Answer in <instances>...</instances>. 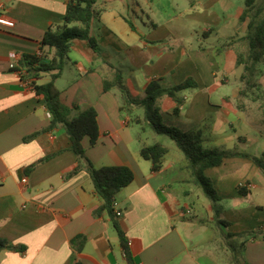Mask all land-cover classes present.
<instances>
[{"label": "crops", "instance_id": "1", "mask_svg": "<svg viewBox=\"0 0 264 264\" xmlns=\"http://www.w3.org/2000/svg\"><path fill=\"white\" fill-rule=\"evenodd\" d=\"M167 1L97 0L91 34L101 55L87 40L73 41L55 80L60 100L70 108L97 109L100 137L94 145L89 137L83 139L96 167L125 165L135 172L133 182L115 197L134 264H264L260 234L227 238L228 233L264 232L263 170L245 157L225 158L205 170L220 197L221 218L229 222L225 225L184 169L182 151L167 146L160 169L154 171L140 150L147 139L160 141L150 128L141 130L134 122L135 114L143 112L122 111L115 91H104V78L112 75L108 63L123 71L131 94L139 98L154 78L171 87L192 77L197 87L181 93L185 104L177 116L185 130L201 123L207 146L264 154V128L251 122L252 113L263 110L264 97L256 99L255 89L240 98L242 81L232 94L224 88L229 73L242 67L238 52L246 49L229 44L246 33L249 21H241L238 0H192L185 16L174 7L159 19L157 10ZM67 3L0 0V14L15 21L13 28L0 26V237L16 247L0 251V264H129L110 217L95 215L102 199L89 172L83 168L66 175L79 163L66 129L59 126L30 138L52 118L43 96L21 79L25 70L19 63L24 54L41 55L44 34L62 23ZM178 28H187L190 38ZM220 32L218 42L212 41ZM11 53L18 56L14 68ZM50 80L51 73H44L36 82ZM174 107L175 102L169 114ZM146 133L151 135L145 138ZM80 234L86 243L77 251L71 240Z\"/></svg>", "mask_w": 264, "mask_h": 264}, {"label": "trees", "instance_id": "2", "mask_svg": "<svg viewBox=\"0 0 264 264\" xmlns=\"http://www.w3.org/2000/svg\"><path fill=\"white\" fill-rule=\"evenodd\" d=\"M97 0H68L66 13L62 18V23L58 26L50 27L44 34L41 41V55L24 54L20 60V67L25 70L21 77L23 81L29 80L31 87L38 95H42L45 105L51 114L50 124L43 130L30 136L35 137L43 131H50L56 127L63 126L72 142V149L78 157V165L69 172L68 176L77 173L81 169H86L92 179L96 193L102 199L101 206L95 211V215L107 214L115 229L117 230L123 249L129 264H134L132 252L130 250L128 238L120 226L119 215L115 209L116 195L135 178L134 170L125 165H108L96 167L87 157L83 139L89 137L94 145L100 137V126L98 113L95 107H88L81 110L78 106L72 108L64 105L60 100V93L56 88L55 80L60 77L64 70L74 40H87L89 45L100 56L101 49L97 38L91 34L92 20L96 15L94 6ZM260 2V1H259ZM246 8L241 16V21L249 18L246 33L236 41L246 49L238 52L237 65L242 66L241 81L243 86L240 89V98L246 97L259 87V75L264 62V2L258 0H245ZM52 52L49 57L45 52ZM112 75L104 78V91H115L119 97L122 111L129 114L135 111H142L143 114L134 116L136 124H140L141 130L150 128L157 135L169 136L184 156V169L187 170L193 181L202 189L203 193L211 201L215 216L218 221L225 225L229 222L221 218L220 197L213 181L205 174V170L219 166L225 158L245 157L254 161L264 172V154L256 155L248 151L236 148H221L218 146H207L205 127L199 123L188 130H182L176 125H169L163 122L160 112L159 101L164 97H170L175 102L172 114H181L185 104V98L181 94L188 88H196L197 83L189 77L181 83L167 87L162 83L161 78L152 79L144 90V96L134 97L125 82L123 71L108 63ZM44 73H51V80L46 83H37L36 79ZM240 108V106H239ZM72 111L75 112L72 115ZM168 147L161 142H154L141 148V156L153 163V170L157 171L161 167L164 156L168 153ZM35 165H32L33 168ZM240 192H246L240 187ZM264 238V232L251 230L239 233H228L227 238L244 239L251 235ZM77 251H82L86 243V237L77 235L71 240ZM232 251L235 258H238V249L234 244ZM244 242L242 243V246ZM7 248H16L8 239L0 237V251ZM235 251V252H234ZM239 260V259H237ZM74 264H83L76 261Z\"/></svg>", "mask_w": 264, "mask_h": 264}, {"label": "rangeland", "instance_id": "3", "mask_svg": "<svg viewBox=\"0 0 264 264\" xmlns=\"http://www.w3.org/2000/svg\"><path fill=\"white\" fill-rule=\"evenodd\" d=\"M171 4H169L168 3ZM167 3L165 2L163 5V8L159 11L157 9L159 8H155V10H157L158 12V18L159 19H164V15L166 14V11H168L169 8L173 9L174 7L177 8V12H181V14H183L185 16V14L188 12L189 10V4L190 2H192V0H168ZM260 1V2H259ZM238 8L237 11L241 12L242 10L244 11V9L246 8L245 6V0H238L236 1ZM264 2V0H258V3ZM180 33H183L186 35V38H190L189 35L187 34L188 29L187 28H178ZM187 32H186V31ZM222 32L218 33L216 37H214V39H212V41L218 42V38L221 35ZM235 33V31H234ZM231 33V34H234ZM189 41V39H187ZM262 70L261 73L259 75V79H260V85L258 88H256L255 92H254V97L260 98L261 96L264 97V63L262 64ZM243 72V68L242 67H236L235 69H233L230 73H229V83L227 85L224 86V88L226 89L225 91L228 93H233L235 90H239L240 87L242 86L241 80H240V76ZM189 89V88H188ZM187 90V89H186ZM137 98H139L138 95H136ZM165 98V97H164ZM166 99V100H165ZM164 100H160L159 101V106H160V112H161V117L163 122H165L166 124L169 125H176L179 128H181L182 130H185V125L183 124L182 120L177 118V116H175L174 114H169V106L171 104H174V102H172L173 100H171V98H165ZM259 101L261 102V98L259 99ZM251 122L253 125H257L258 127H263L264 128V108L263 110L260 111H254L251 115ZM148 135L150 136L151 134L146 133L144 136L145 138H148ZM157 139L165 144L166 146H175L180 152L181 150L178 148V146L176 145V143L174 142V140H172L169 136L166 135H156ZM153 139H147L146 141L148 142L147 144H152ZM250 150H254V148H251ZM182 153V152H181ZM185 187H187L185 185Z\"/></svg>", "mask_w": 264, "mask_h": 264}, {"label": "built area", "instance_id": "4", "mask_svg": "<svg viewBox=\"0 0 264 264\" xmlns=\"http://www.w3.org/2000/svg\"><path fill=\"white\" fill-rule=\"evenodd\" d=\"M0 26L6 28H13L15 26V21L5 14H0ZM10 56L12 58L11 67L14 68L17 66V53H11Z\"/></svg>", "mask_w": 264, "mask_h": 264}]
</instances>
